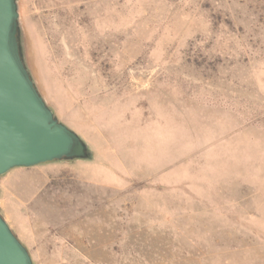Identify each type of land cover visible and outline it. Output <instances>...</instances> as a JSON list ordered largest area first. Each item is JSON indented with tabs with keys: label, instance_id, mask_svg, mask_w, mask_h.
<instances>
[{
	"label": "rangeland",
	"instance_id": "rangeland-1",
	"mask_svg": "<svg viewBox=\"0 0 264 264\" xmlns=\"http://www.w3.org/2000/svg\"><path fill=\"white\" fill-rule=\"evenodd\" d=\"M25 65L92 160L0 177L33 264H264V0H17Z\"/></svg>",
	"mask_w": 264,
	"mask_h": 264
},
{
	"label": "water",
	"instance_id": "water-1",
	"mask_svg": "<svg viewBox=\"0 0 264 264\" xmlns=\"http://www.w3.org/2000/svg\"><path fill=\"white\" fill-rule=\"evenodd\" d=\"M22 56L17 0H0V177L16 168L92 160L89 146L46 104ZM0 264H33L1 215Z\"/></svg>",
	"mask_w": 264,
	"mask_h": 264
},
{
	"label": "trees",
	"instance_id": "trees-1",
	"mask_svg": "<svg viewBox=\"0 0 264 264\" xmlns=\"http://www.w3.org/2000/svg\"><path fill=\"white\" fill-rule=\"evenodd\" d=\"M20 42L22 43V38H21V31H20ZM23 48V47H22ZM23 57V61H24V56H22ZM24 63H25V61H24Z\"/></svg>",
	"mask_w": 264,
	"mask_h": 264
}]
</instances>
